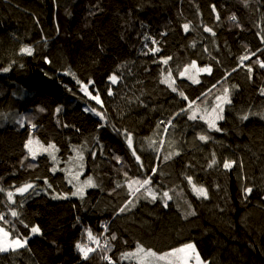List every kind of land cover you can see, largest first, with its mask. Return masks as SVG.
I'll return each instance as SVG.
<instances>
[{"label":"trees","instance_id":"1","mask_svg":"<svg viewBox=\"0 0 264 264\" xmlns=\"http://www.w3.org/2000/svg\"><path fill=\"white\" fill-rule=\"evenodd\" d=\"M246 2L247 7L245 0H0V215L5 217L0 226L14 237H33L30 229L37 225L42 232L41 246L0 253V264H109L103 256L115 264H136L123 256L137 244L163 254L190 242L211 264H264V119L259 115L264 114L259 63L264 0ZM233 14L237 21L229 19ZM157 46L159 52L149 51ZM24 47L33 54L22 53ZM245 55L250 59L241 61ZM168 56L172 60L163 65ZM192 61L212 69L197 76L200 83L179 77ZM168 69L187 101L161 83ZM113 74L116 84L110 81ZM85 84L92 96L99 94L103 107L81 90ZM224 86L235 87L225 119L218 122L222 132L209 131L199 118L188 119L189 101L204 107L206 99L210 106ZM249 111L257 115L241 120ZM22 118L24 127L18 123ZM201 134L212 139L202 142ZM30 136L56 145L63 171H53L47 154L31 158L24 147ZM78 151L83 156L76 160L77 167L82 164L79 183L91 178L96 185L85 188L83 199L71 195L76 189L69 183V171H79L69 168ZM213 153L219 164L208 168ZM225 160L237 165L224 170ZM187 176L208 189V199L193 193ZM148 177L156 201L140 193L130 211L118 213L131 198L126 180ZM27 183L34 188L16 195ZM245 187L253 188L246 199ZM165 191L172 196L166 208ZM70 200H77L73 222L60 206ZM45 206L55 210L42 220L36 207ZM191 211L195 215H187ZM87 229L97 237L105 233L109 243L83 260L75 245L88 242ZM113 235L116 240L109 239Z\"/></svg>","mask_w":264,"mask_h":264},{"label":"snow or ice","instance_id":"2","mask_svg":"<svg viewBox=\"0 0 264 264\" xmlns=\"http://www.w3.org/2000/svg\"><path fill=\"white\" fill-rule=\"evenodd\" d=\"M245 7H247V2L245 0ZM215 10V8H214ZM217 19H219V15L217 14ZM232 21H237V16L235 14L231 15L229 17ZM183 29L185 32H188L190 30V25L185 23L183 25ZM207 32L212 33V35H215V32L211 28H205L204 29ZM264 31V29H262ZM145 40L151 39L148 36L144 37ZM260 39L262 42H264V35L260 36ZM153 45H157V41L155 39L151 40ZM149 51L153 54L160 51V48L157 46L155 48H149ZM21 52L27 55H32L33 50L29 47H24L21 49ZM254 55V53H253ZM241 61L250 59V56L245 55L242 56ZM172 60L171 56H168L166 58H162L161 63L163 65H168L169 61ZM50 63V61H48ZM260 67L264 68V61H260ZM235 70V69H234ZM249 73L252 72V68L248 67L247 69ZM3 71L7 72L10 71V68H4ZM212 69L211 67H198L195 61H192L189 65H187L182 71L179 72V77L183 78L187 75V78L191 80L193 83H200V81L197 79V76L200 73H208L211 74ZM226 79V78H225ZM110 80L113 84H116L118 82L117 75L113 74L110 76ZM80 83V81H77ZM161 83L166 84L173 92H178V88L176 85V79L173 77L171 69L167 70V73L163 75V79L161 80ZM223 83V82H221ZM216 87V85H213L212 88H210L208 91L212 92V90ZM232 87L235 86H224L220 93L214 97V100L210 106L207 105V100L205 99L202 103L205 104L204 107H201L199 104H197L195 101H189L188 103V109L191 110V114L188 115L189 120H197L198 118L202 120L206 125L207 129L209 131H215V132H222L223 129L218 126V122L225 119L224 112L225 107L232 104V98H231V90ZM88 85H82L81 90L85 92L86 95H89L92 99L96 101L97 104H100L101 107H103V102L100 99L99 94L97 93L95 96H92L91 93L87 91ZM109 95H112L111 91L108 93ZM179 96H181L184 100H188V97L182 92H178ZM260 94L264 96V88L260 90ZM205 98L208 97V93H204ZM199 99V98H198ZM43 111V109H41ZM59 112V109L56 110ZM182 111H184L182 109ZM97 116H100L101 119H104V115L102 112H96ZM179 115V113H177ZM251 115H257L256 113H252L249 111L246 114H243L240 116V119L243 121H247ZM261 119H264V114H259ZM20 123L21 127H24L23 118L21 121H18ZM163 123V121L161 122ZM171 122L169 121V124ZM32 129L36 128L35 124L31 125ZM167 129H165V132ZM127 135V143L128 146L131 148L133 145V139L131 134L126 133ZM198 139L202 142L207 143L209 140L212 139L210 135L207 134H201L199 135ZM152 143H155L153 141ZM24 147L27 149V152L30 154L32 159H36L37 155L40 153H47L49 156H51L53 161H56V155L55 152L58 151L56 148V145L54 143L48 144L45 146L43 143H41L38 139H33L31 136L27 139ZM78 157L82 161L83 156L78 151ZM133 155H135V150H133ZM173 153H169L168 156L165 157V160L171 158ZM175 155H179L178 152L175 153ZM27 158V157H25ZM119 160V157H117ZM136 159L139 161L140 157L136 156ZM219 164L218 160L215 157V153L212 154V159L208 164V168H214ZM237 165L236 160H225L222 163V168L224 170H231L234 166ZM143 166V165H141ZM82 167V164H81ZM240 167H243V162H240ZM56 169H53L55 171ZM153 174H155V169H153ZM69 175L72 177L69 180V183L72 184V186L76 189L74 192L71 193L72 196H79L81 199H83L84 196V190L87 187H95L96 185L92 181L91 178H89L84 183H79V175L80 173L77 172L75 175L69 171ZM125 176L127 177V173H125ZM188 184L191 186V189L193 193L198 197L202 199H208L209 198V192L206 187L203 185H197L193 177L187 176L186 177ZM77 181V183H73V181ZM47 183V181H45ZM128 192L130 195V199H128L122 207L119 208L118 213H124L126 210H131V207L135 206V202H138L140 197V193H143L144 198L150 197L153 202L157 199V194L154 191L150 185L152 184V180L150 177L146 179H132L128 178L126 180ZM123 185L118 184L117 187H122ZM51 187V185H49ZM217 187H219L217 185ZM34 185L31 183L24 184L23 186L16 189V192L23 196L25 193H27L30 189H33ZM0 191H3V189H0ZM244 197L245 199L251 195L253 192L252 187H245L244 188ZM13 192L9 191L7 193V197L10 201L15 203V200L13 199ZM55 198H63L66 199L67 195L64 196H55ZM163 200V206L166 208L168 207V201L172 199V196L169 195L167 191H165L161 197ZM131 206V207H130ZM189 207H191L189 205ZM187 215H195L194 211H191L187 213ZM12 217H18V213L16 211L11 212ZM5 217L3 215H0V221H4ZM25 227H28V225H25ZM30 232L32 234H41L40 227L32 226L30 229ZM87 234V240L88 243H77L75 245L76 249L81 253L83 260H88L90 258V255L97 252L99 249L101 252L105 251L108 248V242L107 240L104 242L103 248H101V241L100 239L93 235L91 229L86 230ZM30 237L21 238L20 236H12L11 231L7 230L4 226H0V253L8 252V251H18L19 249L27 248L28 245V239ZM109 239L116 240L117 237L115 235L111 236ZM91 245H95V247H92ZM103 259L108 260L109 264H115L114 261H112L111 257L103 256ZM124 259H134L136 261V264H158L160 261H165L166 264H211L210 261H205L203 258H201L199 251L196 248L195 243H186L183 246L179 248L172 249L169 252H165L163 254H158L156 251L152 249H146L143 245L137 244L136 249L134 252H128L125 253L123 256Z\"/></svg>","mask_w":264,"mask_h":264},{"label":"rangeland","instance_id":"3","mask_svg":"<svg viewBox=\"0 0 264 264\" xmlns=\"http://www.w3.org/2000/svg\"><path fill=\"white\" fill-rule=\"evenodd\" d=\"M187 77V75L185 76ZM87 109V108H86ZM93 114L96 112H98V109L97 108H94L92 110ZM100 117V116H99ZM40 154H43V153H40ZM44 154H47V153H44ZM48 155V154H47ZM51 157V156H50ZM76 160H80L79 158H76L75 161L72 162L71 165H69V168L70 170L72 171H75V170H78L79 171H76L80 173V168L81 167H77L78 166V163L76 162ZM54 162V167L53 169H56L55 171H63L59 168V159H56V161H53ZM75 173V174H76ZM85 191V190H84ZM15 194L16 195H20L18 194L16 191H15ZM61 207L64 208L65 211H67V214L70 216V221L73 222V220L76 219V215H75V207L77 206V200H70V201H66V203H61L60 205ZM37 211L40 213V216H41V219H45V217H47L49 214L53 213L54 210H55V207H52V206H45V207H36ZM37 235H40V234H33V237L29 238L28 239V245L27 247H31V248H37L39 246H41V242H40V239H39V236ZM71 239V234H68L67 237H66V241L70 240ZM169 252V251H168ZM165 253V252H164ZM81 260V259H79ZM79 260L77 262H79ZM76 262V263H77ZM158 264H166L165 261H160L158 262Z\"/></svg>","mask_w":264,"mask_h":264},{"label":"built area","instance_id":"4","mask_svg":"<svg viewBox=\"0 0 264 264\" xmlns=\"http://www.w3.org/2000/svg\"><path fill=\"white\" fill-rule=\"evenodd\" d=\"M106 227V226H105ZM101 241V248H103V245H104V242L107 240L106 239V236H105V233L101 234L99 237H98ZM107 242L109 243V241L107 240ZM88 243V242H87ZM92 247H95V245H91ZM99 251V249L97 250ZM112 259V258H111ZM108 262V260H106ZM113 261V260H112Z\"/></svg>","mask_w":264,"mask_h":264},{"label":"bare ground","instance_id":"5","mask_svg":"<svg viewBox=\"0 0 264 264\" xmlns=\"http://www.w3.org/2000/svg\"><path fill=\"white\" fill-rule=\"evenodd\" d=\"M111 81V80H110ZM112 83V82H111Z\"/></svg>","mask_w":264,"mask_h":264}]
</instances>
